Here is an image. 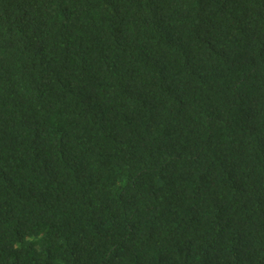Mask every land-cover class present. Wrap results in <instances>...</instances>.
<instances>
[{
  "label": "trees",
  "instance_id": "16d2710c",
  "mask_svg": "<svg viewBox=\"0 0 264 264\" xmlns=\"http://www.w3.org/2000/svg\"><path fill=\"white\" fill-rule=\"evenodd\" d=\"M0 264H264V0H0Z\"/></svg>",
  "mask_w": 264,
  "mask_h": 264
}]
</instances>
